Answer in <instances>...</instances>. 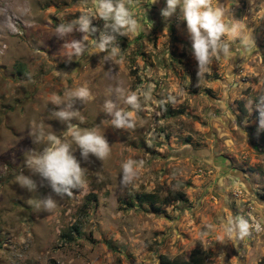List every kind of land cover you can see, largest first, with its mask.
Segmentation results:
<instances>
[{
	"label": "rangeland",
	"instance_id": "obj_1",
	"mask_svg": "<svg viewBox=\"0 0 264 264\" xmlns=\"http://www.w3.org/2000/svg\"><path fill=\"white\" fill-rule=\"evenodd\" d=\"M218 3L253 34L256 47L245 51L237 41L234 58L214 60L198 83L179 9L169 21L160 14L166 0H132L140 29L119 38L120 56L105 61L106 53L92 54L89 40L90 51L70 63L55 28L94 11L91 0H0V264H177L195 249L208 252L207 264H264V132H257L255 107H245L264 90V0ZM93 25L102 29L103 21L93 19ZM83 83L95 99L75 105L84 117L80 127L99 126L111 155L85 161L76 149L87 182L71 197L57 195L47 181L30 193L15 176L29 174L25 153L44 146L33 143L32 122L63 139L67 126L51 117L50 97ZM148 84L151 99L136 114L135 127L115 130L105 100L127 109L115 89L127 93ZM127 159L144 164L124 187ZM143 194L159 202L141 203ZM47 195L57 201L51 213L27 203ZM234 215L251 225L235 246L221 223Z\"/></svg>",
	"mask_w": 264,
	"mask_h": 264
},
{
	"label": "clouds",
	"instance_id": "obj_2",
	"mask_svg": "<svg viewBox=\"0 0 264 264\" xmlns=\"http://www.w3.org/2000/svg\"><path fill=\"white\" fill-rule=\"evenodd\" d=\"M94 11L82 12L78 18L72 19L56 26L54 35L64 41L63 55L67 62H72L73 57L78 61L85 53L90 51L88 41L91 40L92 54L106 53L105 61L121 55L120 37H128L138 32L140 24L135 18L131 5L132 0H91ZM157 0H152L155 4ZM178 20L186 23L187 32L191 38V55L197 64L198 83L206 74H211V65L221 56L225 59L234 58L232 45L245 51L256 47L255 37L252 33H245L242 24L229 16L228 9L221 6L218 0H166V6L160 14L165 21L177 14ZM93 19L103 21V28L93 25ZM165 29L168 30L166 26ZM164 29V30H165ZM82 34L81 39H75L73 33ZM99 32L98 39H92ZM61 78L68 74L58 72ZM198 85V84H197ZM264 85V81H262ZM153 85L138 88L136 91L125 93L121 87L115 89L118 97H123L128 108H122L112 99L105 100L103 111L111 117L110 125L115 130H129L135 127V116L143 110L144 102L151 99ZM95 99L88 83H83L75 88L65 90L63 96L53 93L50 103L53 106L51 117L66 124L65 136L62 139L53 131H46L45 123L32 122L29 135L34 144H43L42 151L29 150L25 153V165L29 174L21 171L15 176V182L30 193H37L38 187H44L47 181L52 191L60 196L71 197L75 190L86 186V168L74 154L78 148L80 156L87 161L89 156H94L100 161L107 160L111 155V146L105 135L99 131V126L81 128L84 117L81 111L75 108L77 102L82 105ZM168 101L175 103V97L169 96ZM222 103V101H217ZM253 106L258 111L257 132H264V90H259L255 100L250 99L245 105L250 112ZM73 119L79 123H72ZM105 123L101 121V124ZM47 127L51 128L50 125ZM68 137L71 138L69 142ZM73 143L75 148H73ZM143 160L127 159L121 165V184L127 187L133 184L138 176ZM40 178L39 184L34 177ZM30 207L36 212L51 213L57 207V201L51 195L37 196L27 200ZM228 241L235 246L236 240H242L250 234L251 225L241 215H234L221 221ZM207 229H215L213 224H208ZM221 243H225L222 239ZM221 253L220 257H223Z\"/></svg>",
	"mask_w": 264,
	"mask_h": 264
},
{
	"label": "trees",
	"instance_id": "obj_3",
	"mask_svg": "<svg viewBox=\"0 0 264 264\" xmlns=\"http://www.w3.org/2000/svg\"><path fill=\"white\" fill-rule=\"evenodd\" d=\"M138 198H139L141 203L150 202L151 204H154V203L159 202L158 198L154 194H143V195L139 196ZM180 199H181L180 196H178L176 198V200H180ZM208 257H209L208 252H206L202 249H195L191 253L188 260L182 261V262L177 263V264H207ZM165 264H176V263L167 261Z\"/></svg>",
	"mask_w": 264,
	"mask_h": 264
}]
</instances>
